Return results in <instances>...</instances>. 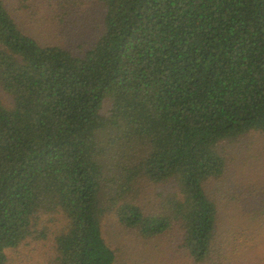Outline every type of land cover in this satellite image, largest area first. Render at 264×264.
<instances>
[{
    "label": "trees",
    "instance_id": "16d2710c",
    "mask_svg": "<svg viewBox=\"0 0 264 264\" xmlns=\"http://www.w3.org/2000/svg\"><path fill=\"white\" fill-rule=\"evenodd\" d=\"M95 1L100 31L74 55L24 34L0 0V89L12 100H0V264L44 239L45 214L64 218L56 264H116L109 211L144 240L179 222L193 262H207L218 209L205 185L226 170L220 148L264 134V0ZM106 132L140 149L125 185L173 186L170 212L103 200Z\"/></svg>",
    "mask_w": 264,
    "mask_h": 264
},
{
    "label": "rangeland",
    "instance_id": "374dc122",
    "mask_svg": "<svg viewBox=\"0 0 264 264\" xmlns=\"http://www.w3.org/2000/svg\"><path fill=\"white\" fill-rule=\"evenodd\" d=\"M19 29L43 46H62L74 55L88 49L100 31L102 8L95 0H2ZM6 107L12 100L0 89ZM100 163L107 178L103 200L130 202L146 214L171 211L173 186L154 184L142 176L125 185L122 175L141 161L140 149L125 146L119 134L101 133ZM226 162L222 177L205 185L216 204L218 223L213 254L200 264H264V134L251 132L220 148ZM142 177V178H141ZM105 205V203H104ZM44 239L28 241L6 252L8 264H56L55 240L64 218L41 216ZM172 230L144 240L120 227L111 211L104 217L105 240L114 251L116 264H198L184 248L180 223Z\"/></svg>",
    "mask_w": 264,
    "mask_h": 264
}]
</instances>
